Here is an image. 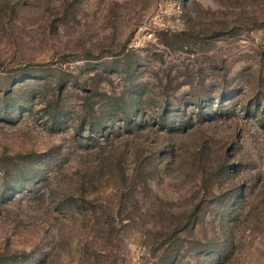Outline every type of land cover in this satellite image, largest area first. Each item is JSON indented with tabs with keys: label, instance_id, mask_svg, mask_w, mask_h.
Returning a JSON list of instances; mask_svg holds the SVG:
<instances>
[{
	"label": "rangeland",
	"instance_id": "rangeland-1",
	"mask_svg": "<svg viewBox=\"0 0 264 264\" xmlns=\"http://www.w3.org/2000/svg\"><path fill=\"white\" fill-rule=\"evenodd\" d=\"M0 264H264V0H0Z\"/></svg>",
	"mask_w": 264,
	"mask_h": 264
}]
</instances>
